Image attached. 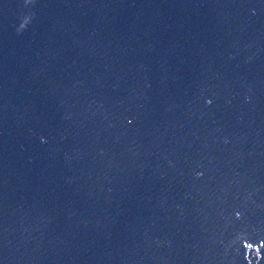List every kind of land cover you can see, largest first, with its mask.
I'll return each mask as SVG.
<instances>
[{"label":"water","instance_id":"1","mask_svg":"<svg viewBox=\"0 0 264 264\" xmlns=\"http://www.w3.org/2000/svg\"><path fill=\"white\" fill-rule=\"evenodd\" d=\"M24 3L0 0V264H264V0Z\"/></svg>","mask_w":264,"mask_h":264},{"label":"clouds","instance_id":"2","mask_svg":"<svg viewBox=\"0 0 264 264\" xmlns=\"http://www.w3.org/2000/svg\"><path fill=\"white\" fill-rule=\"evenodd\" d=\"M37 3V0H25L24 7L30 8ZM27 4V6H25ZM36 17L35 12L26 13L22 16V22L17 28L18 34H23L29 27V25L33 22ZM261 258V253H257L256 251H250V255L248 257L250 264H259V260Z\"/></svg>","mask_w":264,"mask_h":264}]
</instances>
